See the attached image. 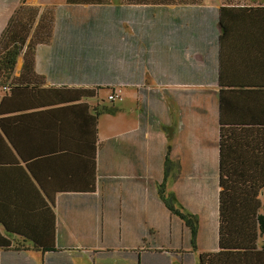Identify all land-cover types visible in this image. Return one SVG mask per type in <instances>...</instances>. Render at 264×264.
Returning <instances> with one entry per match:
<instances>
[{
	"label": "crops",
	"instance_id": "0c3cea01",
	"mask_svg": "<svg viewBox=\"0 0 264 264\" xmlns=\"http://www.w3.org/2000/svg\"><path fill=\"white\" fill-rule=\"evenodd\" d=\"M25 5L72 19L81 9L66 0ZM222 5L115 8V38L104 44L113 47L115 75L106 86L92 85L77 64L90 55L63 52L74 41L60 36L58 22L48 45L19 54L0 89V264H55L40 245L66 253L63 264H198L215 251L207 241L217 239L220 136L232 186L261 199L264 127L219 120L223 109L236 124L264 125V0L227 6L221 37ZM13 13L0 16V34ZM105 90L107 101L113 92L120 98L104 103ZM124 90L134 122L100 140L99 121L119 111L115 101L126 111ZM111 105L113 113L97 116ZM160 190L196 217L195 250Z\"/></svg>",
	"mask_w": 264,
	"mask_h": 264
},
{
	"label": "trees",
	"instance_id": "16d2710c",
	"mask_svg": "<svg viewBox=\"0 0 264 264\" xmlns=\"http://www.w3.org/2000/svg\"><path fill=\"white\" fill-rule=\"evenodd\" d=\"M115 0H66V5L80 7V11L74 14V18L65 17L61 8H44L41 12L38 8L26 6L23 2L17 10L10 16L5 29L0 34V89L5 88V81L9 79L14 71L16 60L19 54L26 53L33 55L36 46L49 44L52 39L55 23L62 27L59 30L61 37L67 38L68 42L74 41V46L68 51L86 57H91V62L77 63L84 64L82 69L89 70L88 76L92 85H108L114 78L113 47L104 44L110 43L115 38L113 22L115 8L122 7H166L180 6L193 7L200 4V0H118L119 6H112ZM223 5L219 9L218 23L222 30L221 37L226 33L227 6H239L242 2L249 3L250 0H222ZM255 2L256 0H252ZM85 6V7H83ZM109 11V13H106ZM193 16V14H190ZM65 22H75L74 26L63 24ZM57 33V36L59 35ZM27 40H29L27 42ZM82 43V44H79ZM112 49V50H111ZM61 50V49H60ZM101 75L96 80V76ZM105 77V80L102 78ZM113 83V80L112 82ZM7 87V86H6ZM92 92L94 90H91ZM84 92L81 97H88ZM90 96H93L91 93ZM113 103L114 101H110ZM103 111L113 113L114 108L104 107L99 110L98 115ZM225 111L220 110V127H264V125H243V120L225 118ZM238 114H241L238 112ZM223 117V118H222ZM96 124V123H95ZM94 124V125H95ZM221 135V134H220ZM220 136V171L218 174L219 186L217 201V244L214 252L205 253L199 257L198 264H264V189L262 197L258 202L248 198H242L240 203V193L235 189L228 172L224 171L223 139ZM96 142V139L94 140ZM239 149V144H238ZM236 155L239 160L238 153ZM165 176L168 173L169 159L166 156ZM226 170V168H225ZM160 198L166 208L178 216L190 232V243L193 250L196 249L197 219L187 213H182L173 206V196L164 195L160 190ZM242 204V205H241ZM244 217L240 218V214ZM240 231H242L240 233ZM234 235V236H233ZM37 242V241H36ZM37 244V243H35ZM8 248V244L1 245ZM37 250L45 252L47 256L54 259V263H67L68 255L61 249L45 246H36ZM102 259L109 257L108 254H99Z\"/></svg>",
	"mask_w": 264,
	"mask_h": 264
},
{
	"label": "rangeland",
	"instance_id": "374dc122",
	"mask_svg": "<svg viewBox=\"0 0 264 264\" xmlns=\"http://www.w3.org/2000/svg\"><path fill=\"white\" fill-rule=\"evenodd\" d=\"M26 0H0V16L4 14V12L8 9L11 10V12H15V10H17L20 6V4H22L23 2H25ZM118 1V0H115ZM203 3L205 5H212L213 2L219 1V0H202ZM21 2V3H19ZM41 3H61L64 4L65 0H40ZM19 3V4H18ZM11 7V8H10ZM15 9H14V8ZM49 8V7H48ZM8 13V12H7ZM6 13V14H7ZM74 14V13H73ZM0 18V25L2 24ZM108 93V91H102L99 93L100 100L104 101V103L106 104H110L109 101L106 100V94ZM124 93L126 94L125 97V101H124V106L126 111H124L123 108V102H121L120 100L115 101V106L119 107V111L114 115H103L99 121V127H98V133H99V138L100 140H106L111 136H114L115 133H120L123 130H125L126 128L130 127L132 125V123L134 122L133 118H130V104H131V94L128 90H124ZM125 96V95H124ZM170 167H168L169 169ZM169 173V170H168ZM171 173V172H170ZM232 175H228V178L231 179ZM240 193V191H239ZM251 198L248 199H253V201H256L259 203V199L256 196H259L261 193L257 190H251ZM240 203L243 201L242 198H247L246 196L244 197L243 195L240 194ZM242 205V204H241ZM234 236V235H233ZM208 243V247L211 249L216 248V238L214 239H208L207 241ZM84 262L85 264H90L87 258H83V259H78L77 263H81Z\"/></svg>",
	"mask_w": 264,
	"mask_h": 264
},
{
	"label": "built area",
	"instance_id": "2783aa9c",
	"mask_svg": "<svg viewBox=\"0 0 264 264\" xmlns=\"http://www.w3.org/2000/svg\"><path fill=\"white\" fill-rule=\"evenodd\" d=\"M119 98L120 97L114 92L108 95V100L109 101H114V100L119 99Z\"/></svg>",
	"mask_w": 264,
	"mask_h": 264
}]
</instances>
